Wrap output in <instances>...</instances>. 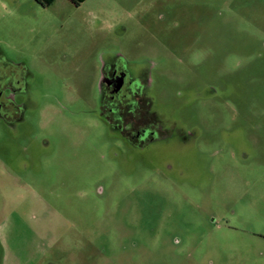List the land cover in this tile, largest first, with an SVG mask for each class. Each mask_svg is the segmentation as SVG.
I'll return each instance as SVG.
<instances>
[{
	"label": "rangeland",
	"instance_id": "obj_1",
	"mask_svg": "<svg viewBox=\"0 0 264 264\" xmlns=\"http://www.w3.org/2000/svg\"><path fill=\"white\" fill-rule=\"evenodd\" d=\"M0 52L29 75L0 123V264H264V0H0ZM107 55L188 148L100 119Z\"/></svg>",
	"mask_w": 264,
	"mask_h": 264
},
{
	"label": "flooded vegetation",
	"instance_id": "obj_2",
	"mask_svg": "<svg viewBox=\"0 0 264 264\" xmlns=\"http://www.w3.org/2000/svg\"><path fill=\"white\" fill-rule=\"evenodd\" d=\"M96 84L98 116L127 144L135 149L166 143L165 149L193 143L197 130L185 129L170 116L158 113L147 96V78L144 73H131L119 58L109 55L99 66ZM28 77L21 65L9 61L0 52V123L14 127L24 121L28 104L26 94ZM171 169V165L166 166Z\"/></svg>",
	"mask_w": 264,
	"mask_h": 264
},
{
	"label": "trees",
	"instance_id": "obj_3",
	"mask_svg": "<svg viewBox=\"0 0 264 264\" xmlns=\"http://www.w3.org/2000/svg\"><path fill=\"white\" fill-rule=\"evenodd\" d=\"M36 2L40 7L47 8L53 2V0H33ZM74 6L78 7L84 0H68Z\"/></svg>",
	"mask_w": 264,
	"mask_h": 264
}]
</instances>
